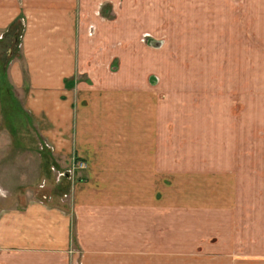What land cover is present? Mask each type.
Returning <instances> with one entry per match:
<instances>
[{"label": "crops", "instance_id": "crops-1", "mask_svg": "<svg viewBox=\"0 0 264 264\" xmlns=\"http://www.w3.org/2000/svg\"><path fill=\"white\" fill-rule=\"evenodd\" d=\"M172 4L0 0V37L19 17L27 18L22 60L13 55L8 71L0 74V89L20 96L28 117L21 122L24 135L35 145L37 136L48 148L20 152L18 158L27 162L11 168L15 177L28 176L14 198L0 196V264H180L184 256L211 253L220 256V264H237L244 254L259 264L264 257V179L258 167L247 186L240 165L217 174L206 167L208 160L198 159L194 162L208 169H188V156L178 149L179 115L174 104L158 99L155 80L161 71L153 52L159 49L145 40L146 33L139 39L146 24L132 26L135 55L151 64L129 66V48L113 52L122 47L111 28L116 23L101 17L161 15ZM124 34L126 42L130 35ZM13 128L10 135L21 141L18 126ZM41 162L46 175L52 168L72 179L55 184L43 176L31 182L29 175ZM76 162L86 168L75 170ZM31 187L48 195L42 200ZM246 189L250 198L244 200L240 194Z\"/></svg>", "mask_w": 264, "mask_h": 264}, {"label": "rangeland", "instance_id": "rangeland-1", "mask_svg": "<svg viewBox=\"0 0 264 264\" xmlns=\"http://www.w3.org/2000/svg\"><path fill=\"white\" fill-rule=\"evenodd\" d=\"M169 2L173 3L174 7L161 15H101L104 20H113L116 23L111 28L114 35L121 37L118 42L122 43V47H119L117 39H114L115 47L120 49H114L113 52L119 53L123 47L129 48L130 55L127 60L129 66L151 64L146 57L135 55L137 31L132 29V26L137 22L140 25L146 24V29L138 34L139 39L142 38L141 33H146L145 40L148 39L150 45H155V42L161 43V46H156L159 50L153 52L158 58L156 66L160 67L161 71L160 78L155 80L160 89L158 99L163 103L174 104L179 115L178 149L188 156L189 162H186L185 166L195 170L209 168L212 173H217L221 170H234L236 165H240L244 186L249 184L253 171L256 172L258 167L259 179H264V0H169ZM26 19V16L19 17L12 29L1 33L0 74L8 71L13 55L17 54L18 60H22L19 46L26 31ZM121 19L124 21H120ZM122 23L128 29L124 28ZM14 32H17L16 37ZM124 33L126 36L130 35L126 42L122 39ZM11 45L13 47L10 50ZM13 48H16L15 51ZM20 64L23 68L26 66L24 62ZM130 71L124 70L128 73ZM127 77L129 76L125 74L122 77L123 81L127 80ZM2 97L0 196L4 201H8L14 198L13 194L18 195L16 190L19 189V182L28 176L19 174L15 177L14 173L11 174L12 167L19 169L22 167L20 162L26 161L18 158L22 156L20 152L28 150L44 152L48 148L40 146L41 142L37 136L35 139L39 145L33 144L29 140L31 138L24 135L27 134V130L22 127L21 122L28 117L25 116L24 109L22 110L21 100L18 99L20 96L3 91ZM11 97L16 100L13 105L9 100ZM176 105L179 106V110H176ZM176 117L174 115L172 119ZM15 124L18 126V133L21 134V141L13 139L9 133ZM32 129L36 130L33 125ZM37 132L31 131L29 135L34 136L38 134ZM235 156L237 158H234ZM198 159L208 160L209 163H205L208 168L203 163L194 162ZM36 161V166H39L40 160ZM42 162L39 171L29 175L31 182L35 179V183L41 182L43 176L55 184L63 182L66 177L72 179L64 171L57 172L53 169L55 171L53 173L52 168L46 175ZM74 169H80L77 163ZM25 180L28 182L29 179ZM195 186L200 188L201 192L202 185ZM33 188H30L32 193L42 200L48 195L46 189L40 194ZM25 193L23 189L20 195ZM241 197L244 200L249 199V189L242 191ZM244 211V214L249 215L247 213L249 208ZM214 249L218 250L216 246H212L210 250ZM244 255L237 259V264H252L248 261L249 256ZM183 258L184 260L180 259V264H220L221 261L217 253L195 254ZM251 258L255 260L254 257ZM261 258L256 261L264 264V261H260L264 257Z\"/></svg>", "mask_w": 264, "mask_h": 264}, {"label": "built area", "instance_id": "built-area-1", "mask_svg": "<svg viewBox=\"0 0 264 264\" xmlns=\"http://www.w3.org/2000/svg\"><path fill=\"white\" fill-rule=\"evenodd\" d=\"M76 163L79 165L80 169H85L86 168L85 163H83V162H76Z\"/></svg>", "mask_w": 264, "mask_h": 264}, {"label": "trees", "instance_id": "trees-1", "mask_svg": "<svg viewBox=\"0 0 264 264\" xmlns=\"http://www.w3.org/2000/svg\"><path fill=\"white\" fill-rule=\"evenodd\" d=\"M3 91H4L3 88H1V89H0V95L3 93Z\"/></svg>", "mask_w": 264, "mask_h": 264}, {"label": "water", "instance_id": "water-1", "mask_svg": "<svg viewBox=\"0 0 264 264\" xmlns=\"http://www.w3.org/2000/svg\"><path fill=\"white\" fill-rule=\"evenodd\" d=\"M155 45H156V46H161V43H159V44H158V43H156Z\"/></svg>", "mask_w": 264, "mask_h": 264}]
</instances>
